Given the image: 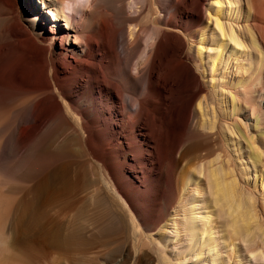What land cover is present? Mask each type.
Wrapping results in <instances>:
<instances>
[{
    "label": "bare ground",
    "instance_id": "obj_1",
    "mask_svg": "<svg viewBox=\"0 0 264 264\" xmlns=\"http://www.w3.org/2000/svg\"><path fill=\"white\" fill-rule=\"evenodd\" d=\"M245 153L264 173V0H0V264L40 260L46 235L57 245L44 204L59 197L95 198L94 234L125 239L97 264H151L145 235L177 218L215 264L214 238L254 215L250 198L227 205L230 230L202 203ZM196 169L207 190L183 207Z\"/></svg>",
    "mask_w": 264,
    "mask_h": 264
},
{
    "label": "rangeland",
    "instance_id": "obj_2",
    "mask_svg": "<svg viewBox=\"0 0 264 264\" xmlns=\"http://www.w3.org/2000/svg\"><path fill=\"white\" fill-rule=\"evenodd\" d=\"M242 130L245 131V127H242ZM233 144H235V141ZM234 159L236 161V167L233 169V176L236 179L235 183H224V188L220 187V192L217 193L214 198L208 196L202 204L206 205L212 211L222 208V215L224 217L226 216L225 223L230 230L233 228L234 219L226 214L227 205L240 204L243 200L247 201V198H250L248 206L242 211L250 212L254 217L249 220L246 225L238 224L236 226L237 229H233L234 231L231 233L230 241H227L225 244L222 245L220 243V237L216 236L214 238L220 254V259L215 264H264V182L263 187L261 184L262 181H264V173L257 172L258 170L252 168L251 165H244L248 162L246 153L244 158L235 155ZM203 172L196 169V171L193 170L192 173L190 172L189 175L186 174V177H184L183 180H188V183L186 185V199L183 201V207H189V205L193 203V190L200 191L199 187L201 185L207 190V180ZM199 173L200 175L203 173L202 178L199 177ZM99 179L110 196L122 205L126 211L132 213L125 200L111 187L109 181L101 172L99 173ZM201 180L202 183H200ZM228 181L227 179L226 182ZM69 182H71V180L65 183ZM228 184L232 186L229 185L230 187L226 189ZM225 190L229 191L228 195L233 191L234 194L231 193L230 195L232 196L233 194L232 198L230 196H228L229 199L224 198L225 196L222 197V195H226L227 197L228 192H225ZM70 204L74 205V211L64 210L65 207ZM44 206L54 215V218H50L49 222L53 223L55 226L61 227L59 242L57 245L52 246V234L49 236L46 235L45 248L40 260L34 262L30 259L29 261L22 256L20 257V264H97L98 257L105 258L112 255L118 251L122 244L125 245V239L122 238L123 236L115 232L112 228H109L106 232L109 233L106 237H102L99 233L94 234L96 230H94V226L91 225L92 222H97L94 216L99 215V210L103 211L106 208L95 198L91 201L89 199L76 201L74 198L67 197L52 198V200L47 201ZM261 210H263V212H261ZM197 211L200 212V210ZM172 214V211H170L168 216H173ZM238 214H240V212H238ZM181 216L182 213H180V217ZM132 217L135 218L134 214ZM179 219L180 218H177L173 221L165 220L163 224H161L162 226L156 230L157 232L155 234L148 233L145 235V250L152 255L153 261L151 264H214L207 262V260H205V262L198 256L194 257L198 249L202 250L201 252L203 253V249L205 248V242H203V240L199 241L200 247L193 249V241L190 240L189 237H186L185 233L183 234L180 232V228H178V233H173L175 228L174 225ZM135 220H137V218H135ZM70 222L76 226L78 224L81 230H74L72 232L68 226ZM26 225L29 230L28 216ZM11 228L12 226L7 227L8 232L6 229L8 237L10 236L9 231ZM30 240V236H28V239L25 241L26 245H23V247H27V251H30L28 244L32 246ZM33 247L37 250L35 245H33ZM193 257L199 259L193 261Z\"/></svg>",
    "mask_w": 264,
    "mask_h": 264
}]
</instances>
